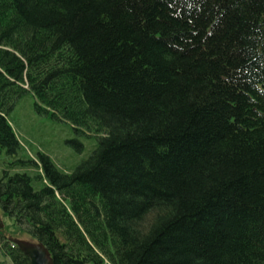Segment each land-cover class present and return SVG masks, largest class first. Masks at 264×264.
Returning <instances> with one entry per match:
<instances>
[{"label":"trees","instance_id":"obj_1","mask_svg":"<svg viewBox=\"0 0 264 264\" xmlns=\"http://www.w3.org/2000/svg\"><path fill=\"white\" fill-rule=\"evenodd\" d=\"M25 93L97 141L70 173L0 177L54 264H264V0H0L9 155Z\"/></svg>","mask_w":264,"mask_h":264},{"label":"rangeland","instance_id":"obj_2","mask_svg":"<svg viewBox=\"0 0 264 264\" xmlns=\"http://www.w3.org/2000/svg\"><path fill=\"white\" fill-rule=\"evenodd\" d=\"M40 103L31 93L23 94L9 111L7 118L20 144L17 154L6 153L0 148V177L6 171L8 174L27 173L34 176L43 174L39 155L47 156L53 164L65 173H70L82 161L87 159L95 148L97 141L94 137H87L75 133L71 125L63 119L51 117L39 112L36 105ZM19 161L26 162L22 165ZM30 161H34L37 167ZM27 162H30L27 164ZM41 182L34 181L33 187L40 188ZM0 232L5 237L13 236L22 239L31 237L17 232L13 221L3 217L0 211ZM0 264H12L10 259L0 251ZM86 264H95L88 262ZM102 264H113L104 260Z\"/></svg>","mask_w":264,"mask_h":264},{"label":"water","instance_id":"obj_3","mask_svg":"<svg viewBox=\"0 0 264 264\" xmlns=\"http://www.w3.org/2000/svg\"><path fill=\"white\" fill-rule=\"evenodd\" d=\"M8 240L27 256L30 264H54L50 252L43 243L11 236Z\"/></svg>","mask_w":264,"mask_h":264}]
</instances>
